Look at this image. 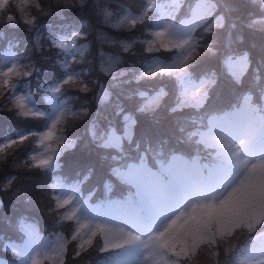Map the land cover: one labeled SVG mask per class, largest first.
Listing matches in <instances>:
<instances>
[{"label":"snow or ice","instance_id":"6c2138e0","mask_svg":"<svg viewBox=\"0 0 264 264\" xmlns=\"http://www.w3.org/2000/svg\"><path fill=\"white\" fill-rule=\"evenodd\" d=\"M28 2L20 0L15 4L14 0H0V22L17 28L22 21L29 31L37 29L36 15L18 17L15 14L14 9L23 12V5ZM85 2L64 0L60 7L72 9L77 4L83 7ZM259 2L264 8V0ZM185 3L186 0H144L135 11L124 9V14L115 21L112 12L106 9L97 12L103 16V23L116 31L131 33L137 25L146 27V39L110 41L123 52H129L139 43L145 45L144 51L149 54L172 53L169 61L153 56L132 80L122 81L174 79L178 92L176 103L169 109L171 113L189 107L197 110L208 107L210 90L218 82L217 75L207 72L194 79L192 68L201 52L217 54L213 43L206 41L205 36L226 26L225 17L216 15L215 0H193L185 18L176 22ZM35 8L41 15L52 14L45 12L38 0ZM56 11L59 12V8ZM257 25L264 31V16L252 19L247 27ZM230 27L235 28V23ZM3 35L0 32V38ZM86 37L87 33L72 29L47 38L49 47L57 50L55 64L60 74L39 89L45 107L37 103L30 91L31 78L40 69L32 62L25 63V57L14 51L18 47L16 41H9L8 46L0 50V99L12 105L8 111L13 112L14 118L42 122L40 130L17 129L15 137H3L0 154L23 145L30 138H37L44 151L30 157L28 168L50 174L52 182L47 188L53 207L48 211L56 215L55 222L74 224L70 239L63 233H55V238L51 239L42 236L23 216L19 217V241L9 240L0 248L19 259L13 262L0 257V264H43L42 256L53 260L54 264H66L69 243L75 242L74 259L89 252L97 238L102 240L98 251L108 254L103 264H195V258L201 253L210 255L213 264H220L221 255L225 257V264L228 259L234 264H264V104H253L251 92L244 93L241 100L228 109L211 110L205 119L194 121L191 131L183 126L178 128L184 134L178 142L194 143L198 150L207 153L206 157L198 152L182 155L175 149H169L165 155L162 150L154 151L150 143L132 162L119 154L112 156L114 166L108 170L104 188L110 192L113 180L126 185L129 192L119 199L107 198L93 205L89 203L93 193L88 197L81 195V186L89 179L92 169L70 183L55 174L64 167L61 163L64 154L76 144L64 135L65 129L89 115L86 106L76 108L71 103L74 97L70 95L73 91H92L84 78L87 72L77 71L89 48L77 42ZM34 40L37 50H41L38 31ZM225 47L230 49L231 43ZM100 57V71L113 81L129 75L118 71L122 64L119 56H105L101 52ZM221 64L224 73L236 83L242 82L252 69L250 54L246 51L226 52ZM134 68L135 65H130V69ZM252 70L255 82L259 83L260 68ZM92 84L99 88L95 97L97 104L107 102L111 95L107 88L98 80ZM134 95L141 101L135 113L125 111L119 104L116 107L122 131L113 123L99 133L95 120L89 125L88 134L96 147L120 150L123 141L131 142L138 126L137 114L156 112L167 92L163 88L154 93L138 90ZM261 100L264 101V90ZM3 159L5 157L0 155V160ZM15 179L14 176L8 178L0 190H9ZM241 235L247 236V244L239 243Z\"/></svg>","mask_w":264,"mask_h":264},{"label":"trees","instance_id":"16d2710c","mask_svg":"<svg viewBox=\"0 0 264 264\" xmlns=\"http://www.w3.org/2000/svg\"><path fill=\"white\" fill-rule=\"evenodd\" d=\"M190 0H186V3ZM42 4L45 12H51V15H41L39 10L35 8V3L29 5L28 15H36L38 17V26L44 22L64 21L72 28L79 29L81 33H87L86 39H81L83 44L89 46L84 53L83 62L80 64L87 72L85 79L89 82L92 91L89 93H79L80 101L88 105L89 115L83 121L77 122L74 126L68 127V133L75 136L76 144L74 148L69 149L63 156L61 163L66 167L72 160L84 165H92L97 170L94 183L100 186L103 177L108 176V155L104 149L96 147L92 142L87 130H83L82 125L86 121L95 120L100 125L102 123H117L120 120L116 115L117 105L131 110L136 106L134 98L135 88L153 86L156 82L162 85L167 92L158 110L152 114H137L138 126L134 129V138L131 142L126 140V149H132L139 144L146 146L151 144L152 149L155 146H167L176 141L173 137L178 128L182 126L185 120L188 124H192V120L197 121L211 110L218 109L222 103L229 98L239 97L244 92H251L253 98L257 97L260 89H264V31L260 30L261 25L254 28L247 27L252 19H258L263 14V8L259 0H215L218 5L217 14H222L226 20V26L223 29H217L214 33L207 34L205 40L213 43V47L217 50L215 56L201 52L199 61L193 66V75H200L207 72H215L218 82L211 91V100L208 107L198 110L193 116H185V112L171 113L168 104L172 100L173 81L169 78H157L154 80H145L140 83L132 81L131 83H123L125 80H132V76L136 74L140 59L146 53L142 44H135L129 52H123L118 45L110 43L111 40H131L143 32L144 26L137 25L135 31L129 33L127 31H116L103 23V16L98 15V9H106L113 13V16L123 10L125 7L133 11L140 8L144 0H86L83 7L78 4L75 8L66 9L60 7L63 0H38ZM76 3V0H72ZM15 3V2H14ZM16 4V3H15ZM59 8V12L56 10ZM15 14L19 17L18 9H14ZM235 23L236 27L231 28L230 25ZM42 32L37 27L32 31L21 21L19 27L9 28L6 24L0 22V32L4 35L0 38V47L8 45L9 41L18 42V47L14 49L19 55L25 57L24 62H32L40 71L31 78L30 89L35 91V95L40 84L51 80L54 76L60 74V69L55 64L56 50L49 47L46 40L40 35L41 50H37L34 37ZM202 31V30H201ZM230 33V35H229ZM242 37V39H239ZM231 43V48L225 47ZM243 48L250 54L252 69L260 68L261 80L255 82V73L252 69L243 77L242 82L236 83L233 79L224 73L221 58L226 52H237ZM105 55L119 56L122 64L119 66L120 71L128 72L125 77H118L117 81H113L100 71V53ZM159 56L167 57L170 52L153 53ZM47 58V59H46ZM130 65H135L134 69H130ZM98 80L111 89V96L107 102L97 104L95 99L98 87L92 84V81ZM118 85V86H117ZM160 87V86H159ZM75 96V95H74ZM76 97V96H75ZM12 108L10 103L0 99V138L4 135L14 134L17 129L28 130L37 127L41 121L33 119L18 120L14 118L13 112L8 111ZM188 111H191L188 110ZM135 113V110H134ZM194 125H190L193 129ZM86 128V127H85ZM31 139L18 145L14 149L0 154L5 159L0 160V186L7 182L8 178L16 177L11 188L7 191L0 190V248L4 239H19L20 233L17 230V219L23 216L26 220L41 221L49 228L51 219L45 212L49 209V203L43 191V177H48L38 169L28 168L30 159L25 152L31 146ZM63 167V168H64ZM105 167V168H104ZM58 171V170H57ZM112 183L117 184L113 180ZM114 186V185H112ZM14 193H18L15 194ZM67 231L68 224L65 223ZM55 228H61L57 224H53ZM73 249H68L66 264H93L95 255L94 249L82 254L80 257L72 258ZM0 256L14 258L13 253L0 251ZM204 258L198 264H207L212 257L201 253L198 255ZM43 264H50L47 260Z\"/></svg>","mask_w":264,"mask_h":264},{"label":"rangeland","instance_id":"374dc122","mask_svg":"<svg viewBox=\"0 0 264 264\" xmlns=\"http://www.w3.org/2000/svg\"><path fill=\"white\" fill-rule=\"evenodd\" d=\"M20 2V0H19ZM25 5H23V8H25ZM124 14V12H122L121 14L119 15H116L114 18H113V21H115L116 19H119L122 15ZM185 17L181 18V19H184ZM181 19L179 20H176V22H179ZM148 38V37H147ZM3 50V49H2ZM163 61H169V60H163ZM59 134V133H58ZM37 143H38V139H36ZM44 151L43 147H41L38 143L37 147L34 148L32 151H31V156H34V155H37L38 153H42ZM90 203V202H89ZM90 204H93V205H96L97 203H90ZM8 241H6L5 243H7Z\"/></svg>","mask_w":264,"mask_h":264},{"label":"bare ground","instance_id":"6f19581e","mask_svg":"<svg viewBox=\"0 0 264 264\" xmlns=\"http://www.w3.org/2000/svg\"><path fill=\"white\" fill-rule=\"evenodd\" d=\"M43 191H44V194H45L47 201L49 202V199H48L49 193H48L47 189L43 188Z\"/></svg>","mask_w":264,"mask_h":264}]
</instances>
